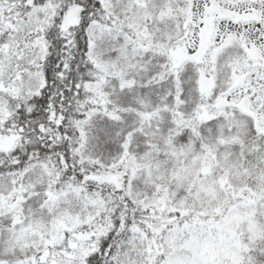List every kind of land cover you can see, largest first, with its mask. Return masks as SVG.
I'll use <instances>...</instances> for the list:
<instances>
[{
  "label": "snow or ice",
  "instance_id": "obj_1",
  "mask_svg": "<svg viewBox=\"0 0 264 264\" xmlns=\"http://www.w3.org/2000/svg\"><path fill=\"white\" fill-rule=\"evenodd\" d=\"M0 264H264V0H0Z\"/></svg>",
  "mask_w": 264,
  "mask_h": 264
}]
</instances>
